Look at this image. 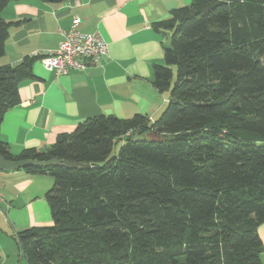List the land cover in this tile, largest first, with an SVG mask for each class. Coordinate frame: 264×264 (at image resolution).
<instances>
[{"label": "trees", "instance_id": "16d2710c", "mask_svg": "<svg viewBox=\"0 0 264 264\" xmlns=\"http://www.w3.org/2000/svg\"><path fill=\"white\" fill-rule=\"evenodd\" d=\"M152 25L169 36L157 117H87L43 150L0 138L7 160L79 164L22 168L53 179L51 223L15 237L27 264H262L264 0H191ZM42 56L0 64V122Z\"/></svg>", "mask_w": 264, "mask_h": 264}, {"label": "crops", "instance_id": "0c3cea01", "mask_svg": "<svg viewBox=\"0 0 264 264\" xmlns=\"http://www.w3.org/2000/svg\"><path fill=\"white\" fill-rule=\"evenodd\" d=\"M191 0H11L1 10L10 22L0 64L16 65L26 56L56 49L72 20L78 29L98 32L108 52L84 69L55 75L40 59L33 77L18 88L19 102L4 113L0 138L13 153L23 148L46 149L57 136L72 131L84 118L135 113L158 116L167 94L152 84L154 64L163 63L169 36L153 23L172 8ZM53 184L48 175H29L22 168L0 170V264H27L16 244L17 232L51 223L45 193ZM264 248V222L258 227ZM264 264V250L261 255ZM25 262V263H24Z\"/></svg>", "mask_w": 264, "mask_h": 264}, {"label": "built area", "instance_id": "2783aa9c", "mask_svg": "<svg viewBox=\"0 0 264 264\" xmlns=\"http://www.w3.org/2000/svg\"><path fill=\"white\" fill-rule=\"evenodd\" d=\"M79 18L75 17L69 29L62 31V40L56 49L47 50L40 58L44 68L55 75L73 69H84L88 62H95L108 52V44L100 33H85L78 29Z\"/></svg>", "mask_w": 264, "mask_h": 264}, {"label": "water", "instance_id": "95a60500", "mask_svg": "<svg viewBox=\"0 0 264 264\" xmlns=\"http://www.w3.org/2000/svg\"><path fill=\"white\" fill-rule=\"evenodd\" d=\"M64 165V166H78L77 163H72L69 161L58 160V159H48L44 161H39L35 159H20V160H7L0 156V170H16L23 168L25 166H47V165Z\"/></svg>", "mask_w": 264, "mask_h": 264}, {"label": "rangeland", "instance_id": "374dc122", "mask_svg": "<svg viewBox=\"0 0 264 264\" xmlns=\"http://www.w3.org/2000/svg\"><path fill=\"white\" fill-rule=\"evenodd\" d=\"M165 93H167V91ZM118 146H119V144L116 143L115 146H114V152L118 149Z\"/></svg>", "mask_w": 264, "mask_h": 264}]
</instances>
